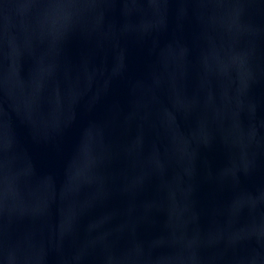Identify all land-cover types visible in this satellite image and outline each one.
Listing matches in <instances>:
<instances>
[{"label": "water", "instance_id": "1", "mask_svg": "<svg viewBox=\"0 0 264 264\" xmlns=\"http://www.w3.org/2000/svg\"><path fill=\"white\" fill-rule=\"evenodd\" d=\"M0 264H264V0H0Z\"/></svg>", "mask_w": 264, "mask_h": 264}]
</instances>
